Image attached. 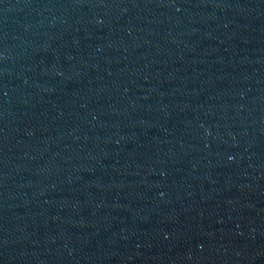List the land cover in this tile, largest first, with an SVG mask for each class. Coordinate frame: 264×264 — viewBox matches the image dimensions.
<instances>
[{"label": "water", "instance_id": "1", "mask_svg": "<svg viewBox=\"0 0 264 264\" xmlns=\"http://www.w3.org/2000/svg\"><path fill=\"white\" fill-rule=\"evenodd\" d=\"M0 264H264V0H0Z\"/></svg>", "mask_w": 264, "mask_h": 264}]
</instances>
